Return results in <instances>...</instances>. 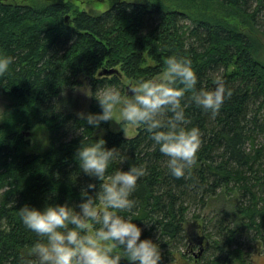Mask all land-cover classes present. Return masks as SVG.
<instances>
[{
  "label": "trees",
  "instance_id": "trees-1",
  "mask_svg": "<svg viewBox=\"0 0 264 264\" xmlns=\"http://www.w3.org/2000/svg\"><path fill=\"white\" fill-rule=\"evenodd\" d=\"M208 7L243 17L250 30L232 28ZM261 39L264 0H115L99 15L61 0L40 5L0 0V56L12 58L0 76V93L12 102L0 122V264L36 259L28 250L38 237L22 223L20 208L67 205L79 212L82 190L94 184L88 194L96 195L100 181L83 173L75 154L81 142L100 139L120 152L106 177L133 165L146 170L130 197L136 202L132 212L117 214L131 217L142 229L141 239L158 245L160 264H246L242 238L264 250V63L256 55ZM174 54L191 60L198 79L182 107L187 127L199 129L201 146L181 179L170 174L168 158L143 126L127 138L124 122L115 132L109 122L95 128L78 116L102 112L94 96L99 88L114 86L123 97L122 78L133 84L155 80ZM111 69L117 72L102 74ZM216 76L232 95L213 118L188 97L212 90ZM38 125L47 127L49 145L27 154L26 137ZM223 192L236 193L230 201L241 223L212 216L204 224L207 236L201 235V211ZM200 236L209 245L190 262L183 247ZM116 250L124 256L122 248ZM120 264L129 261L122 258Z\"/></svg>",
  "mask_w": 264,
  "mask_h": 264
},
{
  "label": "clouds",
  "instance_id": "clouds-1",
  "mask_svg": "<svg viewBox=\"0 0 264 264\" xmlns=\"http://www.w3.org/2000/svg\"><path fill=\"white\" fill-rule=\"evenodd\" d=\"M11 63V57L0 56V76L8 71ZM191 63L190 59L175 54L167 57L163 78L129 85L131 95L127 97H122L114 86L99 88L94 96L102 112L78 113V116L95 128L113 120L118 124L122 121L143 126L154 145L159 146L160 153L168 158L170 174L181 179L196 163L201 146L199 129L187 127L190 122L182 107L185 92L194 90L198 83ZM177 82L183 87H176ZM213 84L212 90L196 91L188 100L214 118L232 92L226 89L220 76L213 79ZM104 145L103 139L90 145L81 142L76 151L83 173L100 181L95 196L88 194V189L96 187L94 184L82 190L85 199L78 205L79 212L67 205H48L43 210L25 205L19 209L24 226L38 237L28 250V255L36 259L22 260V264H120L122 258L129 264H160L158 245L151 239H141L142 229L131 217L117 214L132 212L136 202L130 197L146 170L133 165L128 171L118 170L106 177L110 163L120 157V152ZM117 247L123 249V257L114 254Z\"/></svg>",
  "mask_w": 264,
  "mask_h": 264
},
{
  "label": "rangeland",
  "instance_id": "rangeland-1",
  "mask_svg": "<svg viewBox=\"0 0 264 264\" xmlns=\"http://www.w3.org/2000/svg\"><path fill=\"white\" fill-rule=\"evenodd\" d=\"M7 3H13V4H27V5H40L42 3H46L49 1H60V0H3ZM62 2H71L75 6L78 7L79 10L85 11L91 15H99L103 13L105 10L110 8L112 4L115 2V0H61ZM208 10L211 15L216 16L220 18L221 20L228 23L232 28L246 32L250 30V24L247 23V21L238 15H236L233 12H229L227 10H222L221 8L217 7H208ZM257 57L260 61L264 63V40L261 39V41H258L257 46ZM163 78V73L156 77L155 80H161ZM122 83L125 87H129V85L133 84V81H129L126 78H122ZM127 90H125L126 92ZM127 94V93H126ZM123 95V97H127L129 95ZM11 100L5 96L4 94L0 93V122L7 117L9 111H10V105ZM117 118H119V113L117 112ZM121 123L118 124L116 121H109L108 128L111 131H118L121 130ZM137 127L138 126H131L125 124L124 127V136L127 138L134 137L137 133ZM30 134L27 135L26 139L29 140V145L25 148V153L31 154V153H41L44 150L47 149L49 145V133L48 129L45 125H38L34 128H32L30 131ZM236 194V193H234ZM232 194V195H234ZM232 195H228L227 193L223 192L220 197H217L216 199H213L211 204L201 211V220L202 225L201 228L202 232L200 234L207 236V229L205 227V223L207 224V221L212 216H225L228 220L234 221L235 224L238 221L240 224L242 221V217L238 216L234 213L232 207H231V201L230 198L233 197ZM205 220V221H203ZM196 229V230H201ZM198 233V232H197ZM195 235L198 236V234ZM246 240V241H245ZM241 242L245 244L247 256H246V264H264V250L263 248L257 244L256 242L247 241L246 238H242ZM185 248V249H184ZM187 245L183 247V250H188L189 252V259L192 262L194 260V257L199 252V244L195 240L192 242V246L188 249ZM114 252H118V250L114 249ZM238 264V263H236Z\"/></svg>",
  "mask_w": 264,
  "mask_h": 264
},
{
  "label": "water",
  "instance_id": "water-1",
  "mask_svg": "<svg viewBox=\"0 0 264 264\" xmlns=\"http://www.w3.org/2000/svg\"><path fill=\"white\" fill-rule=\"evenodd\" d=\"M117 70L116 69H111V70H106V71H103L102 74H105V75H112L114 73H116ZM127 93L128 94H131L130 92H128V87H127ZM205 240V237L204 236H200L199 238V241H198V244H199V247H200V251H199V254L204 250L205 247H207L209 245V242L208 241H205V247L203 245V242Z\"/></svg>",
  "mask_w": 264,
  "mask_h": 264
}]
</instances>
